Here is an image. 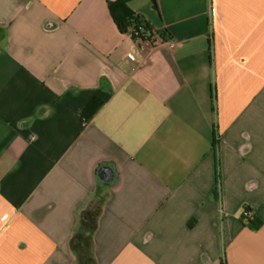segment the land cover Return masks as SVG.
Instances as JSON below:
<instances>
[{
    "label": "crops",
    "instance_id": "1",
    "mask_svg": "<svg viewBox=\"0 0 264 264\" xmlns=\"http://www.w3.org/2000/svg\"><path fill=\"white\" fill-rule=\"evenodd\" d=\"M115 1L0 0V264H264V0Z\"/></svg>",
    "mask_w": 264,
    "mask_h": 264
},
{
    "label": "trees",
    "instance_id": "2",
    "mask_svg": "<svg viewBox=\"0 0 264 264\" xmlns=\"http://www.w3.org/2000/svg\"><path fill=\"white\" fill-rule=\"evenodd\" d=\"M153 7L158 11V4L156 0H152ZM110 13L113 16V20L117 25L119 31L123 34H130L135 41L145 40L148 34L152 33L151 26L148 21L138 13H135L129 9L127 3L124 0H117L109 5ZM166 32H163L161 36L165 38ZM1 37V31H0ZM103 106V101L99 97H94L87 106L82 110V115L86 120H90ZM218 144V142H216ZM216 189L214 193L219 190L221 174L219 170V161L216 159ZM254 210L250 206H244L241 221L244 226L249 227L252 230H259L264 225V221L259 219ZM191 226V224H190Z\"/></svg>",
    "mask_w": 264,
    "mask_h": 264
},
{
    "label": "water",
    "instance_id": "3",
    "mask_svg": "<svg viewBox=\"0 0 264 264\" xmlns=\"http://www.w3.org/2000/svg\"><path fill=\"white\" fill-rule=\"evenodd\" d=\"M98 177L102 182L110 183L114 179V174L111 168L104 167L99 170Z\"/></svg>",
    "mask_w": 264,
    "mask_h": 264
},
{
    "label": "built area",
    "instance_id": "4",
    "mask_svg": "<svg viewBox=\"0 0 264 264\" xmlns=\"http://www.w3.org/2000/svg\"><path fill=\"white\" fill-rule=\"evenodd\" d=\"M151 32L152 33H150V38H152V39L153 38L154 39L158 38L159 34H158V32L156 30H151ZM169 45H170V47H173L174 43L173 42H169Z\"/></svg>",
    "mask_w": 264,
    "mask_h": 264
}]
</instances>
